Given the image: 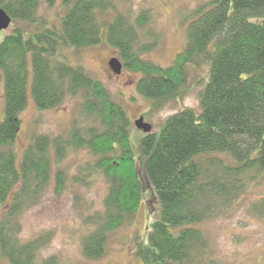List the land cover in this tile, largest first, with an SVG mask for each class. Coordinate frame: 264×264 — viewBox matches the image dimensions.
Instances as JSON below:
<instances>
[{"label":"trees","instance_id":"16d2710c","mask_svg":"<svg viewBox=\"0 0 264 264\" xmlns=\"http://www.w3.org/2000/svg\"><path fill=\"white\" fill-rule=\"evenodd\" d=\"M61 13L39 16L40 0H0L10 17L0 31V264H57L40 258L48 234L22 238L19 218L52 185L106 182L102 207L85 218L82 255L99 259L110 236L133 223L152 193L151 221L133 237L142 264H220L211 257L203 224L227 214L249 185L264 183V0H201L188 9L185 40L168 65L150 61L159 35L147 8L120 11L123 0H43ZM107 44L122 67L139 74L135 88L158 110L198 87V107L168 115L142 134L108 87L64 51ZM80 65V66H79ZM78 98L87 125L66 134H32L19 155L20 114L32 100L39 111ZM91 157L68 177L66 156ZM264 219V191L249 207Z\"/></svg>","mask_w":264,"mask_h":264},{"label":"rangeland","instance_id":"374dc122","mask_svg":"<svg viewBox=\"0 0 264 264\" xmlns=\"http://www.w3.org/2000/svg\"><path fill=\"white\" fill-rule=\"evenodd\" d=\"M201 0H123L120 11L131 8L136 11L147 8L151 14L149 28L159 35L158 46L145 54V58L161 65H168L179 52L185 40L184 17L187 10ZM38 15L53 19L61 13L60 3L53 8L40 0ZM70 64H80L93 77L101 80L113 98L121 103L131 119V134L134 149L138 151V140L145 131L138 129L134 121L139 117L155 130L170 114L183 107H198V87L192 88L179 102H171L158 110L150 109V102L137 93L135 84L139 74L122 67L115 74L109 60L117 52L107 44L88 47L79 51H64ZM79 65V66H80ZM78 98H67L57 108L39 111L29 99L20 114V126L14 141V149L20 155L32 134H66L74 120L78 125L88 121L78 116ZM3 98L0 94V121L3 119ZM82 151L69 153L60 166L67 170L68 177L78 167L90 160ZM52 185L43 194L40 202L23 212L19 218L22 238L48 234L49 239L40 251V258L56 256L57 264H142L134 254L133 237L143 233L151 221L156 201L152 193L142 200L133 223L113 233L107 243L105 254L99 259H87L82 255L81 243L88 233L85 218L102 207L106 192L105 180L97 176L89 184H72L69 179L62 193L55 195ZM264 191V183L251 184L230 211L203 224L209 240L211 257L220 264H264V219L253 215L249 207Z\"/></svg>","mask_w":264,"mask_h":264},{"label":"water","instance_id":"95a60500","mask_svg":"<svg viewBox=\"0 0 264 264\" xmlns=\"http://www.w3.org/2000/svg\"><path fill=\"white\" fill-rule=\"evenodd\" d=\"M10 22H11L10 17L7 15V13L2 8H0V31L8 28V26L10 25ZM108 63H109L110 68L115 74L121 73L122 64L117 58H111ZM134 125L138 129H141L145 132H148L150 130V126L143 121L142 117H139L138 119H136L134 121Z\"/></svg>","mask_w":264,"mask_h":264}]
</instances>
